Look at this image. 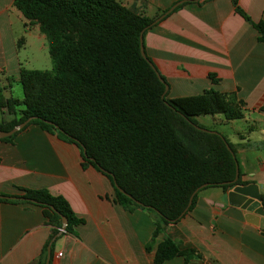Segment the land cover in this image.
I'll list each match as a JSON object with an SVG mask.
<instances>
[{"label": "crops", "instance_id": "0c3cea01", "mask_svg": "<svg viewBox=\"0 0 264 264\" xmlns=\"http://www.w3.org/2000/svg\"><path fill=\"white\" fill-rule=\"evenodd\" d=\"M116 1L155 19L177 2H186L144 33L145 57L166 83L168 99L212 89L234 95L243 103L237 120L206 116L211 127H222L220 134L235 150L240 183L257 186L264 209V43L258 41L256 30L235 12L233 0ZM12 3L0 0L3 98H14L10 83H19V69L24 68L12 18L22 26L24 20ZM237 3L252 23L264 22V0ZM22 32V46L34 33L40 48L45 47V37L36 26ZM82 164L76 145L37 125H29L10 141L0 139V194L14 198L19 189L46 190L63 198L74 216L83 220L72 234L64 232L51 244L49 264L57 252L62 253L59 264H154V252L166 238L180 251L193 254L162 264H264V229L259 221L246 218V211L229 206L226 191L201 190L194 207L178 222L164 226L146 251L154 230L151 215L141 209L124 210L114 202L111 182L92 166ZM51 229L40 207L0 202V264H37L44 246L54 238L49 241Z\"/></svg>", "mask_w": 264, "mask_h": 264}, {"label": "trees", "instance_id": "16d2710c", "mask_svg": "<svg viewBox=\"0 0 264 264\" xmlns=\"http://www.w3.org/2000/svg\"><path fill=\"white\" fill-rule=\"evenodd\" d=\"M233 4L264 43V22L252 23L237 0ZM12 7L22 15L25 29L36 26L45 37L52 68L19 69L22 99L3 98L0 93L2 115L18 117L3 118L0 131L34 118L22 130L37 125L76 145L82 167L92 166L113 188L115 183L130 196L114 188L116 204L128 212L145 210L153 218L146 251L164 226L178 222L194 207L201 190L226 191L236 174L235 150L223 135L209 132L213 130L196 118L220 114L228 121L237 120L243 103L212 89L168 99L166 83L159 81L140 53V35L143 38L155 18L135 13L116 0H13ZM23 43L20 38L17 47ZM17 133L1 140L10 141ZM203 185L187 208L191 195ZM18 191L15 199L0 202L40 207L52 227L49 241L60 229L61 216L67 220V234L83 224L63 198L46 190ZM48 244L37 264H45ZM52 252L51 245L50 256ZM192 254L166 238L154 252V264Z\"/></svg>", "mask_w": 264, "mask_h": 264}, {"label": "water", "instance_id": "95a60500", "mask_svg": "<svg viewBox=\"0 0 264 264\" xmlns=\"http://www.w3.org/2000/svg\"><path fill=\"white\" fill-rule=\"evenodd\" d=\"M183 2L184 1H179L176 4H174L169 10H167L166 12L161 14L157 19H155L152 22V25H154L155 23L160 21L162 18H164L167 14H169L171 11H173L178 5H180ZM140 53L144 58H146L145 53H144V48H143L142 33L140 35ZM149 64L151 65L150 62H149ZM151 67L153 68L152 65H151ZM157 77H158L160 82L164 83L158 74H157ZM167 89H168L167 85H165L164 93L167 92ZM33 119L34 118H29L26 121L15 125L8 132L0 131V139L8 138V137L12 136L13 134L19 132ZM209 132L215 133L213 131H209ZM82 150L84 153V149H82ZM238 178H239V170H238V166L236 165L235 178L231 183L228 184L227 189H226V197H227L228 205L231 207L239 208L243 211H246L248 213V216H246V218L249 217L250 220L253 221L254 223L259 221L260 227L262 229H264V209L260 206L261 197L259 195V191H258L257 186L255 184H247V185L241 184L238 182ZM203 187H205V185H203L199 189L195 190V192L191 195L187 208L192 203V197ZM114 188L117 189L120 193L130 197L123 190H121L115 183H114ZM0 199H15V198L0 196ZM19 199L22 200L23 198H19ZM185 212H186V210H185ZM60 218H61V226H60V229L58 230L57 234L54 236V238L51 240V242L49 243V245L47 247L45 264H49V261H50L51 244L55 241L56 238L60 237L65 232V229L67 226L66 218L63 216H61ZM255 219H257V220H255Z\"/></svg>", "mask_w": 264, "mask_h": 264}, {"label": "rangeland", "instance_id": "374dc122", "mask_svg": "<svg viewBox=\"0 0 264 264\" xmlns=\"http://www.w3.org/2000/svg\"><path fill=\"white\" fill-rule=\"evenodd\" d=\"M13 21V27L15 30V33L18 35L19 38L25 37L24 33L22 32L23 26L20 24L14 17L12 18ZM34 33H31L29 37H26L27 44L24 46H21L19 49V59L21 60V64L23 65L24 69L28 70H51L52 68V63L51 60L47 54V46L45 44V47L43 49L40 48L39 44L37 41H35ZM11 91L14 99H20L22 97V92H21V87L18 82H11ZM18 115V114H16ZM1 116V113H0ZM217 117H221V115H216ZM17 118L18 116H12V115H4L3 118L8 121L12 120V118ZM203 117L205 119H203ZM210 118L202 116L200 119L197 121L200 125L204 127H209V129L213 130V132H218L223 131L222 127L219 125L215 126L216 128L211 127L210 125Z\"/></svg>", "mask_w": 264, "mask_h": 264}, {"label": "built area", "instance_id": "2783aa9c", "mask_svg": "<svg viewBox=\"0 0 264 264\" xmlns=\"http://www.w3.org/2000/svg\"><path fill=\"white\" fill-rule=\"evenodd\" d=\"M61 257H62V253L61 252H57L54 255L52 264H59V260L61 259Z\"/></svg>", "mask_w": 264, "mask_h": 264}]
</instances>
